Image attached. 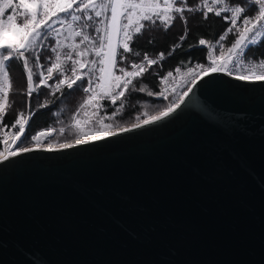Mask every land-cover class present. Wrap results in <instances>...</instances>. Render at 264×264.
Listing matches in <instances>:
<instances>
[{
  "label": "water",
  "instance_id": "1",
  "mask_svg": "<svg viewBox=\"0 0 264 264\" xmlns=\"http://www.w3.org/2000/svg\"><path fill=\"white\" fill-rule=\"evenodd\" d=\"M0 264H264V81L214 73L154 124L0 161Z\"/></svg>",
  "mask_w": 264,
  "mask_h": 264
},
{
  "label": "snow or ice",
  "instance_id": "2",
  "mask_svg": "<svg viewBox=\"0 0 264 264\" xmlns=\"http://www.w3.org/2000/svg\"><path fill=\"white\" fill-rule=\"evenodd\" d=\"M253 9L256 10L252 12ZM186 12L200 14L204 20L212 14L229 24L214 43L204 38L198 41L199 45L207 46L210 63L207 66L197 63L186 71L177 67L175 72L181 76V86L187 84L188 87L178 95L173 87L174 98L167 106L149 110L144 104V111L137 114L132 123L107 122L123 112L129 92L169 99L168 87L156 93L147 85L137 87L134 83L165 59L164 53L151 58L145 52L138 62L129 61L128 57L142 55L134 51L131 44L146 28L159 24L167 30L177 19L187 25ZM230 34H234L235 39L226 47L224 41ZM186 36L187 31L180 40ZM261 38H264V0L241 3L198 0L194 6L189 0H0V134L5 146L0 151V161L39 148L68 149L154 124L175 113L197 82L214 73H226L241 81H264V59H249L245 52L250 45L261 42ZM49 40L54 44H49ZM178 47L180 44L174 45L172 51ZM45 49L55 55L46 57L47 63H42ZM13 60L22 62L27 86L21 94L28 98L38 94L42 87L55 96L63 94L65 88L73 89L86 81L83 92L88 95L71 121L73 139L63 142L51 139L55 132L63 135L69 129L49 127L31 136V146H21L27 139L26 127L33 111L27 114L19 111L11 126L14 131H4L7 127L3 124L4 117L14 103L9 100L13 90L9 68ZM120 62L129 63L131 70L121 67ZM170 78L175 80L172 71L160 78L161 83L166 85ZM103 101L116 106L115 110L101 114L105 108ZM50 102L46 99L37 107H47ZM25 103L31 108L30 100Z\"/></svg>",
  "mask_w": 264,
  "mask_h": 264
},
{
  "label": "trees",
  "instance_id": "3",
  "mask_svg": "<svg viewBox=\"0 0 264 264\" xmlns=\"http://www.w3.org/2000/svg\"><path fill=\"white\" fill-rule=\"evenodd\" d=\"M198 0H189V4L194 6ZM236 3H241L243 0H234ZM256 9H253L254 12ZM250 12L249 14H252ZM188 17L187 25L183 24L180 19L174 21L173 26L165 30L162 26H149L141 34H139L131 44L134 51L141 52L140 57L129 55V61H139L143 59V53H147L149 57L156 58L160 53H164L165 59L159 61L158 65H153L138 81H135L136 86L144 84L148 89L158 93L160 89V77L168 70L175 69L176 67H187L188 65L198 62L203 63L207 58V46L199 45L200 38L215 42L219 39L228 26V23L220 17H215L210 14L207 20H204L200 14L185 13ZM186 38L181 41L180 37L185 35ZM234 34H230L229 38L224 42L226 47L235 39ZM49 44H54L53 40L48 41ZM180 44V47L172 51L174 45ZM195 45V47H191ZM171 53V55H169ZM54 53L45 49L41 56V62L47 63L45 59L48 56L54 58ZM264 55V38L261 42L248 47L246 56L252 58H260ZM121 67H127L129 70L130 64L120 62ZM10 77L13 83V90L9 94V100L14 102L9 108L6 116L4 117L3 124L7 125L4 131L15 121L19 111H33L29 124L26 127L27 139L37 132L38 130L50 126H61L67 124L73 114L78 111L79 105L88 95L83 92V87L87 86L86 81L81 86L78 84L73 89H64L63 94L57 93L55 96L49 95V89L42 87L40 92L34 93L31 98L21 94L26 89V76L23 71L22 62L13 60L10 62ZM117 74H119L117 72ZM53 83V81H49ZM51 101L47 107H37L38 104L43 103L45 100ZM31 108L26 106L25 101H29ZM105 108L101 113H111L115 110L116 106L110 105L108 101L102 102ZM168 100L158 95L148 96L146 93L129 92L127 94L126 107L122 113L116 117L108 120L110 122H130L135 119V116L144 111V104L148 105L149 110H156L165 107ZM2 134H0L1 143ZM73 135L67 131L63 135H59L57 141L67 140L72 138Z\"/></svg>",
  "mask_w": 264,
  "mask_h": 264
},
{
  "label": "built area",
  "instance_id": "4",
  "mask_svg": "<svg viewBox=\"0 0 264 264\" xmlns=\"http://www.w3.org/2000/svg\"><path fill=\"white\" fill-rule=\"evenodd\" d=\"M227 22V21H226ZM228 23V22H227ZM227 27H229V24H228V26ZM262 39L263 38H261V41H262ZM214 43V42H213ZM253 45H255V44H253ZM253 45H250V46H253ZM249 46V47H250ZM248 49V48H247ZM246 49V50H247ZM246 50H245V52H246ZM247 58H249V59H252V60H255V61H258V60H260V59H264V55L262 56V57H260V58H257V59H255V58H252V57H247ZM198 62H194V63H192V64H190V65H188L187 67H192V66H194L195 64H197ZM210 63V61L208 60V48H207V58H206V61L205 62H203V63H199V64H204V65H208ZM187 67H183V68H181L182 69V71H186V68ZM177 68V67H176ZM175 68V69H176ZM175 69H172V70H168V71H166L162 76H165L169 71H172L173 72V74H174V76H175V80H173V79H169V82L165 85V84H162L161 83V79H160V89H159V92L160 91H162L163 89H164V87H168V89H169V92L168 93H166V95H168V96H172L173 94H171V89L173 88V87H175L176 88V92H179L180 90H187V87H188V85L187 84H184L183 86H181V76L179 75V74H177L176 72H175ZM161 76V77H162ZM160 77V78H161ZM161 97V96H160ZM14 123V122H13ZM12 123V124H13ZM12 124L5 130V131H14V129H12L11 128V126H12ZM4 144H3V137H1V143H0V151H2L3 149H4ZM16 147V145H13V148H15Z\"/></svg>",
  "mask_w": 264,
  "mask_h": 264
},
{
  "label": "rangeland",
  "instance_id": "5",
  "mask_svg": "<svg viewBox=\"0 0 264 264\" xmlns=\"http://www.w3.org/2000/svg\"><path fill=\"white\" fill-rule=\"evenodd\" d=\"M234 38H235V37H234ZM224 42H225V41H224ZM93 58H94V57H93ZM130 70H131V69H130ZM181 91H186V90H180L179 92H176V95H178ZM173 98H174V95L169 96L168 103H169ZM168 103H167V104H168ZM166 106H167V105H166ZM89 111H91V109H89ZM75 113H77V112H75ZM75 113H74V114H75ZM74 114H73V115H74ZM101 114H104V113H101ZM72 117H73V116H72ZM81 118H83V117H81ZM71 121H72V118H71V120H70L67 124H65V125H61V126H50V127L55 128V129H57V130H58L59 128H61V127H65L66 129H69V130H67V132L70 133V134H72V131L70 130ZM107 122H109V123H113V122H110V121H107ZM132 122H134V120H131L130 122H120V121L118 120V121L114 122L113 124H116V123L129 124V123H132ZM47 128H49V127L42 128V129L38 130L37 132H39V131H41V130H44V129H47ZM37 132H35V133L32 134L31 136L35 135ZM59 135H60V133L57 131V132H55V133L53 134V137H52L51 139L57 141ZM31 136H30V138H31ZM30 138H29L28 141H24L23 145H21V146H31V143H32V142H31ZM73 138H74V136H73L72 138H70V139H73ZM67 140H68V139H67ZM63 141H64V140H62V141H58V142H63Z\"/></svg>",
  "mask_w": 264,
  "mask_h": 264
}]
</instances>
